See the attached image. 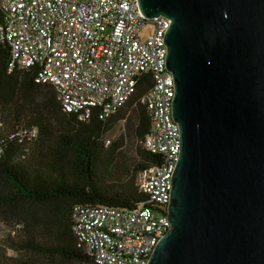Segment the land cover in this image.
Here are the masks:
<instances>
[{
  "label": "water",
  "instance_id": "1",
  "mask_svg": "<svg viewBox=\"0 0 264 264\" xmlns=\"http://www.w3.org/2000/svg\"><path fill=\"white\" fill-rule=\"evenodd\" d=\"M171 20L180 156L149 264H264V0H137Z\"/></svg>",
  "mask_w": 264,
  "mask_h": 264
},
{
  "label": "built area",
  "instance_id": "2",
  "mask_svg": "<svg viewBox=\"0 0 264 264\" xmlns=\"http://www.w3.org/2000/svg\"><path fill=\"white\" fill-rule=\"evenodd\" d=\"M170 26L166 17L146 19L137 0H0V48L9 52L8 73L35 72L36 83L54 87L63 111L81 122L89 123L95 111L107 121L127 105L142 76H151L153 88L143 99L152 117L145 145L163 156V164L139 177L149 206H74L77 247L93 264H149L171 229L168 208L181 135L163 44ZM37 136L33 128L16 133L20 143Z\"/></svg>",
  "mask_w": 264,
  "mask_h": 264
},
{
  "label": "trees",
  "instance_id": "3",
  "mask_svg": "<svg viewBox=\"0 0 264 264\" xmlns=\"http://www.w3.org/2000/svg\"><path fill=\"white\" fill-rule=\"evenodd\" d=\"M9 52L0 48V210L16 215L0 264H93L77 247L72 230L75 205L109 208L149 206L139 177L163 164L145 145L152 117L143 99L153 88L143 75L136 93L116 115L89 123L63 111L54 87L37 84L33 71L8 73ZM129 107L133 115L127 118ZM125 120L128 132L106 144L111 124ZM37 129V139L20 143V128ZM130 145L131 154H123ZM24 204L44 207L24 209ZM18 236V237H17Z\"/></svg>",
  "mask_w": 264,
  "mask_h": 264
},
{
  "label": "rangeland",
  "instance_id": "4",
  "mask_svg": "<svg viewBox=\"0 0 264 264\" xmlns=\"http://www.w3.org/2000/svg\"><path fill=\"white\" fill-rule=\"evenodd\" d=\"M148 36V33L143 35L144 38ZM133 115V108L129 107V111L127 113V118ZM128 132L127 123L125 120H121L114 124H111L108 127V130L104 134V138L109 139L112 143L119 139V137ZM123 154L129 156L131 154L130 145L127 144L126 148H123ZM22 208L34 210V211H43L44 207H39L30 204H24ZM45 211V210H44ZM17 217L14 214L4 212L0 210V254L4 255L8 258H17L18 255L12 249L7 247L9 235H12V226L16 224ZM18 237V236H17Z\"/></svg>",
  "mask_w": 264,
  "mask_h": 264
}]
</instances>
